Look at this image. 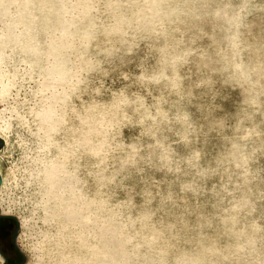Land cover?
<instances>
[{
    "label": "rangeland",
    "instance_id": "rangeland-1",
    "mask_svg": "<svg viewBox=\"0 0 264 264\" xmlns=\"http://www.w3.org/2000/svg\"><path fill=\"white\" fill-rule=\"evenodd\" d=\"M0 264H264V0H0Z\"/></svg>",
    "mask_w": 264,
    "mask_h": 264
},
{
    "label": "water",
    "instance_id": "water-1",
    "mask_svg": "<svg viewBox=\"0 0 264 264\" xmlns=\"http://www.w3.org/2000/svg\"><path fill=\"white\" fill-rule=\"evenodd\" d=\"M2 183V176L0 173V185ZM13 228V219L9 217H3L0 215V238L6 236L9 230Z\"/></svg>",
    "mask_w": 264,
    "mask_h": 264
},
{
    "label": "flooded vegetation",
    "instance_id": "flooded-vegetation-1",
    "mask_svg": "<svg viewBox=\"0 0 264 264\" xmlns=\"http://www.w3.org/2000/svg\"><path fill=\"white\" fill-rule=\"evenodd\" d=\"M10 236H11V230H9V233L0 238V246H2V250H8V249H13V245H12V242L10 241ZM4 250V251H5Z\"/></svg>",
    "mask_w": 264,
    "mask_h": 264
}]
</instances>
